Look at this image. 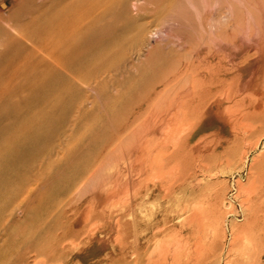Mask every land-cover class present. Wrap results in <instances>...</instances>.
Segmentation results:
<instances>
[{
    "label": "rangeland",
    "instance_id": "obj_1",
    "mask_svg": "<svg viewBox=\"0 0 264 264\" xmlns=\"http://www.w3.org/2000/svg\"><path fill=\"white\" fill-rule=\"evenodd\" d=\"M258 1L177 0L169 12V0H127L87 41L101 48L137 26L144 30L124 48L118 77L112 73V107L90 93L93 108L89 104L75 123V108L66 102L39 120L41 92L0 104V264H34L39 253L49 264L68 258L71 264H194L212 239L213 224L191 216L214 204L221 232L217 259L202 256L198 264L244 262L242 241L232 240L247 221L245 190L264 175V67L255 51L264 44V1ZM41 2L0 0V44L9 26L17 29ZM232 30L240 33L229 44ZM218 64L226 85L200 116L175 103H153L167 95L173 79L184 75L185 87L180 81L176 89L181 92L198 65L207 70ZM75 97L84 101L87 94L76 91ZM26 121L37 127L16 142L12 132ZM64 234L65 250L53 254V239ZM256 264H264V253Z\"/></svg>",
    "mask_w": 264,
    "mask_h": 264
},
{
    "label": "bare ground",
    "instance_id": "obj_2",
    "mask_svg": "<svg viewBox=\"0 0 264 264\" xmlns=\"http://www.w3.org/2000/svg\"><path fill=\"white\" fill-rule=\"evenodd\" d=\"M41 1H43V2H41L39 4V6L34 10V12H32V13L30 12V14H29L30 16H29V18L26 19L27 20L26 22H24L20 26H17L18 27L17 29H14V27H13L14 24H13V26L10 25L9 28H11V31L6 32V35H4L3 38H1L3 40L1 42L2 44H0V104L4 103L10 99L15 100L19 97L21 98L24 96V94H27L28 92H39V93L41 92L42 93V97H41L42 105L40 107L42 108V110H41L40 114H37V115H40L39 120H44L52 110L59 108L60 104L63 103V105H64V103L66 102V103H69L71 107L74 106V108H75V111H76L75 117H74L75 123H77V121L79 122L83 118V116L85 115V112H88L90 110V108H88V105L90 104L89 103L90 102V95H89L90 93L98 95L99 96L98 99L103 101L105 103V106L112 107L113 102L108 99V85H109V82L112 78V73L114 75H116L117 69L121 70L120 69L121 67L119 66V64L123 60L122 55L124 53V48L127 46L128 43L138 42L144 36V30L140 26H137L136 29H134L129 34V37L124 35V37L118 39L117 41L110 43V44H107V45H105V47H101V48L95 47L93 45H88L87 41L92 39V38H95L93 36H94L95 31H96V28L98 27V25L101 22L104 21L105 17L108 16L109 12L114 7H119L123 3L126 4L127 0H41ZM176 1L177 0H169V4H168V8L170 9L169 12H171V8L174 9ZM255 1L257 4L258 0H255ZM133 2H135V1H133ZM129 4H127V5H129ZM243 4H245V7L247 6L246 2H244ZM249 4H250V2H249ZM251 4H252V2H251ZM256 4L254 3V5H256ZM262 5L263 6H261V4H260L261 7H264V3ZM251 6H253V5H251ZM239 7H241V6H239ZM256 7H257V5H256ZM241 8H244V7L242 6ZM247 8H246V10L249 11V9H247ZM249 8H251V7H249ZM158 9H156V10H158ZM163 9H164V7H163ZM256 9H258V8H256ZM135 11H136V9H135ZM155 11H154V13H155ZM161 13H163V12H161ZM163 17H165V16H163ZM15 21H16V19H15ZM122 21L123 20H121V22ZM160 22H159V24H160ZM121 24H123V23H121ZM123 28H125V27L123 26ZM99 29L100 28H98V30ZM101 29H103V28H101ZM155 29H157V28H155ZM236 30H238V29H236ZM236 30H232L233 32H232V36L230 39L231 41L229 44H232L233 38L235 39L237 34L240 33V32H236ZM261 31L262 30H260V32L259 31L258 32L261 33ZM151 32H153V31H151ZM262 32L264 33V31H262ZM123 33H125V32H123ZM263 33H261L260 36L264 35ZM258 34L256 33L257 36H259ZM212 35L214 36V34H212ZM224 38H226V37H224ZM214 41H216V40H214ZM219 41H220V39H219ZM234 41H236V39ZM218 43H216V44H218ZM213 45H214V43H213ZM235 45H236V43H235ZM233 46H234V44H233ZM251 47L252 46H250V48ZM255 49H257V48H255ZM255 51L260 52L261 60H259V61H261V65H262V67H264V44L261 42L260 46L258 47V50H255ZM224 59L225 58H223V60ZM209 61H211V60H209ZM220 62L221 61H218L219 64H220ZM193 63H195V62H193ZM223 63H225V60ZM219 64L217 66L214 65V67L209 68L207 70L204 69L201 65H198V68H196L195 74H193V71H194L193 68L195 66L193 68L189 67V68H192L190 70H193V71L190 72L191 79H190V82H189V85L187 88L188 90L186 88H184V89L179 88V89H181V92L176 90L181 79L175 78L172 80V82H170L168 84L169 85L168 88H166L164 90V93H166L167 95L164 94L165 97H164V95L162 97H160V96L156 97L154 99L153 103L155 104L157 102V100H160V103L162 102V104L168 105V107H170L172 104L175 103V104H177L178 107L179 106L183 107V108L185 107L184 110H186V108H188L189 109V110L187 109L188 112L190 111L193 117H195V115L197 117L200 116L201 115L200 113H202L201 110H203L204 107H207V105H210V104H208L209 100L212 99L214 96L218 95L219 94L218 91L223 89L224 85H226L225 84L226 70L224 69V67H221L222 65H219ZM227 70H229V69H227ZM124 71H125V69L122 70L121 73H123ZM235 73H236V71H235ZM186 75H185V78H186ZM183 76H182V79L185 81ZM117 77L114 78V76H113L114 79H116ZM189 78L190 77H188L187 79H189ZM182 81H181V83H182L181 85L183 87H185L186 84L183 85V83H185V82H182ZM186 82H187V80H186ZM181 85H179V86H181ZM24 90H26V91H24ZM175 90L179 93L176 94ZM76 91H82V92L86 93L87 98L84 101H81V100L79 101V99H77L75 97ZM167 92H169V94ZM216 92H217V94H216ZM121 93H123V92H121ZM237 94L238 93H236V95ZM238 95H240V94H238ZM220 97H222V96H220ZM220 97H219V99H221ZM234 97H233V99H234ZM215 101H213V102H215ZM94 102L95 101H93V103L90 104L92 108H93ZM213 102H211V103H213ZM154 104H153V106H154ZM213 104H215V103H213ZM233 105H235V102ZM157 106H158V104H157ZM211 106H213V105H211ZM168 107L165 106V109L166 108L168 109ZM174 107H176V105ZM230 110H232L231 107H230ZM165 111L167 113V110H165ZM177 112L180 113L181 110H179ZM163 113L165 114V112H163ZM232 113H234V115L237 114L236 111H234ZM185 115L187 116V114H185V113L183 114V112H182L183 118ZM173 116H175V115L173 114ZM29 119L30 120L33 119L32 115L29 116ZM186 119H188V117ZM186 119H185V121H186ZM191 120H193V119H191ZM191 120H189L188 122L192 123L193 121H195V120H193V121H191ZM188 122H187V124H188ZM191 123H190V125H191ZM26 126L27 127H23L22 125H20L19 128H17L14 132H12V135L14 136L13 140L16 141L18 138H20L23 135L24 131H27L29 133V131H32L35 129V127H37L36 125L33 126V124L31 126L28 121H26ZM191 126H193V124ZM191 126H190V128H191ZM89 132H88V134H89ZM15 141H13L8 146L10 148L12 146L14 147V144L17 142V141L15 142ZM176 141H180V140H176ZM171 142L173 144V142H175V141L172 140ZM167 143H168V141H167ZM9 147H8V149H9ZM176 147L177 146L175 145V148ZM163 152H165V151H163ZM163 152H161V153H163ZM166 154L164 156H167ZM154 163H156V162H154ZM163 163H164V160H163ZM163 165H162V167H163ZM178 167H177V169H178ZM255 177H254V181L253 182L251 181L249 183V185L251 184L250 186H248V187H250V189L248 191L245 190L247 192V194H246L244 200H242L243 201L242 203L244 205V210H245L243 212L247 215L246 216V218H247L246 224L243 223L244 227L242 228V233L239 232V233H241V235L240 234L235 235V238L232 240L234 242L242 241V243H243L241 245L243 248V254H241L240 255L241 257H239V258H242L244 262H242L240 264H256L259 257L264 253V175L259 176L257 179H255ZM134 205H136V204L132 203L130 205V207L132 206L130 208L131 210L133 209ZM197 210H199V209H197ZM58 211H61V210H58ZM199 211L196 212V209H195V212H193L191 219L195 220L197 222H200V220L203 216L208 217L212 221L213 230H211L212 231L211 232L212 233V239L210 238L211 240L209 241L208 247L204 250L203 253H200V252H198L199 254L197 253L198 255L196 257V261H194V264H198V261L201 260L204 256H205L204 260L208 259V260H211V262L212 261L214 262L217 259L216 252L218 249L217 248L218 243H219L220 238H221L220 225L217 223L219 220V215H218L215 204L213 206H211L207 211H204V212H199ZM58 216H59V214H58ZM85 219H87V218H85ZM59 222L61 223V221H58V225H59ZM80 222H82V221H80ZM80 222L78 219V223H80ZM57 226L55 225L54 227H57ZM59 230H60V228H58V231ZM55 232H56V230H55ZM65 234L62 236H59L58 238L53 239L54 243L53 244L51 243L52 244V245L50 244L51 246L48 245V247L50 246L49 249L51 252H53V254L55 252L57 253L59 251L65 250L66 247L64 246V244H65L66 236H67ZM207 236H208V234H207ZM74 237L77 238V236H75V235H74ZM51 238H50V240H51ZM53 238H54V236H53ZM70 242H71V240H70ZM67 245H69V244H67ZM39 249H37V251ZM44 251H46V250H43V252ZM240 253H242V252H240ZM35 257L37 260L34 262V264H49L50 260H47L45 258L46 256L44 257V254L39 253ZM64 259H65V257H64ZM68 259L69 260H66V261L65 260L60 261L61 262L60 264H71L72 259L71 258H68ZM122 261H124V260H122ZM230 263H231V261H228L226 264H230ZM234 264H237V263H234Z\"/></svg>",
    "mask_w": 264,
    "mask_h": 264
}]
</instances>
